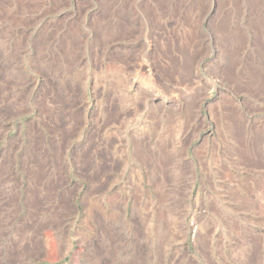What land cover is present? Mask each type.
Returning <instances> with one entry per match:
<instances>
[{
  "label": "rangeland",
  "instance_id": "1",
  "mask_svg": "<svg viewBox=\"0 0 264 264\" xmlns=\"http://www.w3.org/2000/svg\"><path fill=\"white\" fill-rule=\"evenodd\" d=\"M154 1L0 0V264H264V171L222 119L263 137L264 97L219 76L233 3ZM185 43L187 86L167 73Z\"/></svg>",
  "mask_w": 264,
  "mask_h": 264
},
{
  "label": "bare ground",
  "instance_id": "2",
  "mask_svg": "<svg viewBox=\"0 0 264 264\" xmlns=\"http://www.w3.org/2000/svg\"><path fill=\"white\" fill-rule=\"evenodd\" d=\"M170 1L171 0H155L154 3L155 6L163 5V4L169 5ZM237 2H238L237 0H229V3H233L232 8L230 7L225 8V6H222L221 8L222 13L220 17L217 19L216 28L213 30L212 33L214 37H217L220 40L224 39V41L227 42L229 45V48L227 47L228 50H225V54L229 59H227L224 62V64L221 66L219 70L221 75L219 76L223 77L222 79L225 82L230 83L231 88L238 87L236 92L237 94L243 89H245L248 94L252 93L254 94L255 97H257L258 95H262L264 97V0H247L248 14L246 16L248 20V27L249 29H251L250 31H252L250 33L252 34L251 45H249L247 42L246 30L241 29V27L237 25V21H235L234 19V18L237 19L236 17L237 11L239 10V8H237L236 6ZM244 2L245 1H243L241 4L243 5ZM113 4L109 5V9L114 8ZM114 10L113 12L112 11L109 12V14L111 13L109 19L107 20L109 24L111 22L113 23V21L117 22L118 20V18L116 17L118 16V13L115 16ZM120 11H122V7H120ZM231 12H232L231 15L232 17H230ZM243 13L245 12L243 11ZM163 14L164 12L162 11V15ZM241 20L243 19L241 18ZM78 33L81 34L80 32ZM81 36L83 37L82 34ZM186 43H188L187 40ZM186 45H187L186 47L179 46L178 49H175V51H173L174 55L173 54L169 55L168 57L169 71H167V73L169 72L171 75L174 76V78L178 82L183 83L185 86H187L188 83L191 82L190 79H191L192 68L196 62L195 57L197 55V51H196L197 49L194 46L191 45L190 47H188V44ZM72 46L73 45L69 43L67 51L70 48L75 50L76 52L80 50V48H76ZM240 50L243 51L240 52ZM245 51H247V55H245ZM242 58H246L245 66L243 65V67L239 69L237 66L241 62ZM240 108H236V106L233 105V103L229 102L227 105L223 107L225 118H222V115L221 118L223 119V122L226 127H229L230 125L233 128L238 129L237 138L241 141L242 144H240L237 153H239L240 157L243 156L242 158L243 163L246 164L248 171L251 172L252 174L255 172H260L261 170L264 171V144L260 142V138L264 139V132L262 137V134L259 133L258 128L254 126V129L251 130L250 134L246 135L244 133V129L247 123L245 122L246 121L245 116ZM185 117H187V121L188 119H190L188 114H186ZM53 130L54 133L59 131L57 129L56 130L53 129ZM67 130L71 132L73 131V129H71L70 126L69 128H67ZM60 150L61 148L57 145L54 150V153L56 152L57 157ZM229 153H231V151H229ZM162 166L164 167L165 164L163 163ZM98 167L99 165L96 166V168ZM254 243L256 244L257 242L255 241Z\"/></svg>",
  "mask_w": 264,
  "mask_h": 264
},
{
  "label": "crops",
  "instance_id": "3",
  "mask_svg": "<svg viewBox=\"0 0 264 264\" xmlns=\"http://www.w3.org/2000/svg\"><path fill=\"white\" fill-rule=\"evenodd\" d=\"M243 192H244V194H243V200H245V199H246V195H245V193H247V192H246L245 189L243 190Z\"/></svg>",
  "mask_w": 264,
  "mask_h": 264
}]
</instances>
